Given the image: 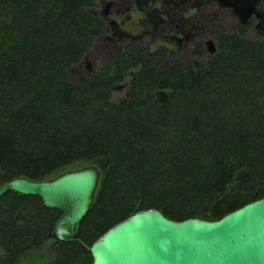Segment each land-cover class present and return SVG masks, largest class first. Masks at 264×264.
Masks as SVG:
<instances>
[{
    "label": "trees",
    "instance_id": "obj_1",
    "mask_svg": "<svg viewBox=\"0 0 264 264\" xmlns=\"http://www.w3.org/2000/svg\"><path fill=\"white\" fill-rule=\"evenodd\" d=\"M99 0H0V186L41 181L77 164L100 179L74 239L57 242L61 213L36 195L0 197V264L56 251L47 264H91L88 247L136 211L174 221L220 219L264 196V37L246 25L217 51L161 67L140 44L71 81L104 28ZM214 1V0H207ZM125 82L113 100L111 86Z\"/></svg>",
    "mask_w": 264,
    "mask_h": 264
},
{
    "label": "water",
    "instance_id": "obj_2",
    "mask_svg": "<svg viewBox=\"0 0 264 264\" xmlns=\"http://www.w3.org/2000/svg\"><path fill=\"white\" fill-rule=\"evenodd\" d=\"M114 1H102L105 11ZM214 2L229 9L237 25L254 20L253 29L264 37V0ZM204 50L213 55L214 40L205 41ZM99 179V168L91 164L41 181L16 177L0 186V197L6 191L38 196L44 207L61 213L53 238L70 242L93 203ZM88 251L91 264H264V196L214 221H174L157 209L136 211L105 231Z\"/></svg>",
    "mask_w": 264,
    "mask_h": 264
},
{
    "label": "rangeland",
    "instance_id": "obj_3",
    "mask_svg": "<svg viewBox=\"0 0 264 264\" xmlns=\"http://www.w3.org/2000/svg\"><path fill=\"white\" fill-rule=\"evenodd\" d=\"M102 1L103 0L97 1V3L87 11L94 16H98V18L103 21L104 26L106 25L107 29H109L110 26L106 24L103 19L105 7ZM197 1L198 0H184L182 4L176 7L172 4L168 6L163 0H157L156 5L161 11V20L159 22L160 24L155 27V30L145 26L149 18L148 15L142 16L141 14L138 16L132 15L130 17V19H134V24L122 25L121 29L127 37L121 40L114 37L110 30H104L93 46L85 52L82 60L67 70L68 78L74 81L78 76L93 77L94 74L97 73L99 65L116 58L115 56L118 52L126 48L127 45L132 42L133 38L137 40V38L144 33L143 30L145 29L150 30L152 33L149 35L146 34L140 37V39L142 40V44L148 46L150 55L153 54L156 49H166L171 52L163 58L160 64L161 67L168 66L181 59L189 58L190 52L196 44L204 42V45L201 44L204 47L205 41L207 40H214V42H216L218 34L234 31L233 27L237 21L229 9L219 7L214 1H210L205 5L200 4V6L197 7L195 6ZM122 17H124V14L123 16L113 19L119 25ZM187 19L189 20L188 23L186 22ZM142 31L143 33L140 34ZM165 35L179 36L182 39L179 43L181 47L178 48L174 43L167 41ZM246 37L252 41H258L263 38L253 29V25L248 27ZM172 50H177V52L172 53ZM211 56L212 55L205 54L202 60H208ZM110 88L112 90L113 100H117L125 95L127 85L125 82H121L112 85ZM85 165L86 164H77L71 167L70 170ZM55 251L56 247L52 245L51 248L43 252L40 256L36 258L33 257V259H24L18 264H47V262L52 259Z\"/></svg>",
    "mask_w": 264,
    "mask_h": 264
},
{
    "label": "flooded vegetation",
    "instance_id": "obj_4",
    "mask_svg": "<svg viewBox=\"0 0 264 264\" xmlns=\"http://www.w3.org/2000/svg\"><path fill=\"white\" fill-rule=\"evenodd\" d=\"M163 1L168 6H170V4H172V5L177 7L180 4H182L184 0H163ZM156 3H157V0H115L114 3L109 7V9L107 11H105V12L103 11V19L106 22V24H108L110 27H109V29H107V27L105 25L102 32H104V30L105 31L110 30L111 34L114 37L121 40V39L127 37L124 34V31L121 29L122 25L130 24V23L132 25L134 19H130V17L132 15L138 16L140 14L142 16L148 15L149 21H148V23L145 24V26H147L148 28H150L152 30H155V27L160 24L159 22L161 20V11H160L159 7L156 5ZM208 3H209V1H207V0H200V1L198 0L195 3V6L199 7L200 4L205 5ZM133 5H135V6H133ZM144 6H145V8H144ZM123 14H124L125 18L122 17L121 23L118 25L117 22L113 18L116 19L120 16H123ZM128 21H129V23H128ZM186 22L188 23L189 20L187 19ZM143 31H144V33H143ZM143 31L140 33V34L143 33L140 37H143L146 34L149 35L152 33L150 30H146V29ZM165 34H167V33H165ZM176 34H177V32H176ZM100 35L97 37V39L100 37ZM140 37L137 38V40L133 38L132 42L130 44H128L127 47L129 45L140 44L141 48L145 50V53L148 57L155 56L159 52L171 53L170 51H167L166 49H156L153 52V54L150 55V51L148 50V46L145 44H142V40L140 39ZM165 37L164 38L167 39V41L174 43L175 45H177L178 48L181 47V45L179 43L181 42L182 39L179 36H172V35L167 36V35H165ZM201 44L204 45V42ZM121 52H122V50H120L115 57L120 55ZM173 52H177V50H172V53ZM187 59H191V52H190L189 58H187Z\"/></svg>",
    "mask_w": 264,
    "mask_h": 264
}]
</instances>
